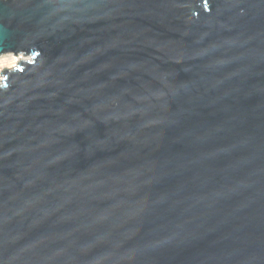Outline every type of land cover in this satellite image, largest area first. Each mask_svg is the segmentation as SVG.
Listing matches in <instances>:
<instances>
[{
    "label": "water",
    "instance_id": "obj_1",
    "mask_svg": "<svg viewBox=\"0 0 264 264\" xmlns=\"http://www.w3.org/2000/svg\"><path fill=\"white\" fill-rule=\"evenodd\" d=\"M0 264H264V0H0Z\"/></svg>",
    "mask_w": 264,
    "mask_h": 264
},
{
    "label": "bare ground",
    "instance_id": "obj_2",
    "mask_svg": "<svg viewBox=\"0 0 264 264\" xmlns=\"http://www.w3.org/2000/svg\"><path fill=\"white\" fill-rule=\"evenodd\" d=\"M22 56H14L13 54H5L0 56V72L7 69L12 70L20 61H28L29 58H21ZM3 80V75H0V84Z\"/></svg>",
    "mask_w": 264,
    "mask_h": 264
},
{
    "label": "rangeland",
    "instance_id": "obj_3",
    "mask_svg": "<svg viewBox=\"0 0 264 264\" xmlns=\"http://www.w3.org/2000/svg\"><path fill=\"white\" fill-rule=\"evenodd\" d=\"M21 58H24V57H21ZM25 59H26V58H25ZM17 65H18V64H17ZM17 65H16V66H17ZM16 66H15V67H16ZM1 83H2V82H1Z\"/></svg>",
    "mask_w": 264,
    "mask_h": 264
}]
</instances>
